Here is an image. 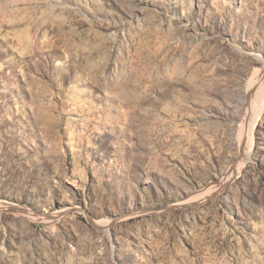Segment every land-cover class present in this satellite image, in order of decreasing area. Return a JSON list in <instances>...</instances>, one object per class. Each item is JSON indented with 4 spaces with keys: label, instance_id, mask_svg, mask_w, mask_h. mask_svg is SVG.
Wrapping results in <instances>:
<instances>
[{
    "label": "rangeland",
    "instance_id": "rangeland-1",
    "mask_svg": "<svg viewBox=\"0 0 264 264\" xmlns=\"http://www.w3.org/2000/svg\"><path fill=\"white\" fill-rule=\"evenodd\" d=\"M262 67L264 0H0V264H264V111L197 200Z\"/></svg>",
    "mask_w": 264,
    "mask_h": 264
},
{
    "label": "bare ground",
    "instance_id": "bare-ground-1",
    "mask_svg": "<svg viewBox=\"0 0 264 264\" xmlns=\"http://www.w3.org/2000/svg\"><path fill=\"white\" fill-rule=\"evenodd\" d=\"M263 68L264 67H262V71H263L262 78L261 77L258 78L256 82L245 91V96L243 97L241 101V107H242L241 111H243V114H242L243 121L241 122V124H239V126L241 125L240 127L241 129L239 128V131L237 132L238 133L237 141L241 143V146L238 152V157L236 159V162L230 168L229 174L223 179V181L221 180L222 182L219 183L220 186L216 185L215 188L213 187L209 189L206 188L207 190L205 189V191L198 197V199L196 198L197 200H202L206 198L208 199L210 195L214 194L216 191L222 188V186L225 185L228 179L234 177V175H237L242 169V167L244 166L245 162L247 161L249 153L252 148V144H253V133H254L256 123L264 111V70ZM2 205L3 204L0 203V206ZM179 205H183V204L181 203ZM9 209H11V206H9Z\"/></svg>",
    "mask_w": 264,
    "mask_h": 264
}]
</instances>
